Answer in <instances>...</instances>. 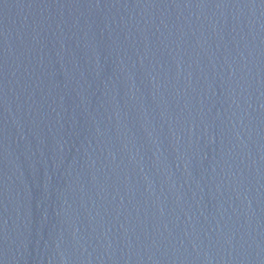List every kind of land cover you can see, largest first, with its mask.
<instances>
[{"label": "water", "instance_id": "1", "mask_svg": "<svg viewBox=\"0 0 264 264\" xmlns=\"http://www.w3.org/2000/svg\"><path fill=\"white\" fill-rule=\"evenodd\" d=\"M0 264H264V0H51Z\"/></svg>", "mask_w": 264, "mask_h": 264}]
</instances>
